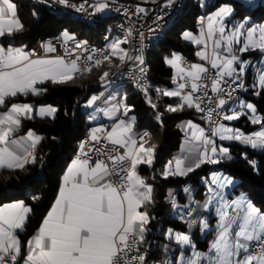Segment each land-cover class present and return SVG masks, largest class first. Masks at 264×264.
I'll return each mask as SVG.
<instances>
[{"label": "snow or ice", "instance_id": "1", "mask_svg": "<svg viewBox=\"0 0 264 264\" xmlns=\"http://www.w3.org/2000/svg\"><path fill=\"white\" fill-rule=\"evenodd\" d=\"M59 3L75 7L69 0H58ZM174 0H166L163 7H170ZM253 0H235V4H223L207 17L200 20L201 30L199 36L184 32V40L204 45V49L197 53L202 60L209 61L211 68L216 70L211 77L212 91L218 95L226 93L231 99L234 89L221 87L223 82L227 85L225 77L232 78L233 82L241 79L249 66L241 58L242 53L259 51L264 54V24L247 26L250 17L245 16L239 23L231 28L226 24V18L235 13L236 6L241 8L252 6ZM108 0L93 5L94 12H103L109 8ZM83 10V5L77 8ZM138 12L144 11L138 8ZM162 19V17H157ZM206 21V31L204 24ZM23 30V23L19 19L17 5L13 0H0V37L11 36ZM62 38L67 43L74 41L75 36L64 31ZM129 35L131 33L129 32ZM127 42L124 39L114 40L108 47L112 56H118L121 63L134 60L143 64V56H132L121 47ZM209 42L211 50L209 51ZM82 44L85 52L89 51L86 41ZM49 51L55 49L49 44ZM74 51V50H73ZM93 52L98 50L93 49ZM31 53L23 47L0 46V106H5L7 98L16 97L18 94L39 95L44 89L37 87L45 81L52 83H67L72 81L74 74L81 71H90V68L81 69L77 59L66 62L63 58L56 59H31ZM88 61H93L96 66L102 60H108V55L94 58L87 55ZM166 63L177 70V76L184 79L174 91H163V96L180 97L181 102L176 107L169 106L168 111L182 110L185 105L199 112L207 111V119L212 122L213 109L201 107L203 97L192 95L200 89L198 81L206 78L208 69L201 64H193L190 69L181 67L183 58L173 55ZM144 70L141 69V72ZM104 72L101 81L109 83ZM176 78L174 77V80ZM259 89H264V69H258L256 77ZM191 81V92L182 95ZM254 84L253 87H257ZM243 88V84H239ZM147 90L145 89V94ZM259 95V91L256 92ZM206 95V92H205ZM99 97L92 96L88 106H92ZM153 108L156 104L148 100ZM227 101L223 98L217 105L223 108ZM245 107L255 112L252 104ZM123 109L125 115L131 111V106L122 103H112L110 106L97 109L104 116L113 119ZM32 106L29 104L11 105L10 110L0 114V169L24 170L28 164H35L37 157L35 149L41 137L29 131L26 137L10 139L21 125V117L31 118ZM56 108L48 106L39 109V114L54 115ZM239 113L224 115V120L239 119ZM97 117L93 115L92 119ZM157 119L160 116L157 115ZM120 119L115 123L110 132L106 133V140L114 147L107 152V160L97 158L92 163V157L83 151L84 144L80 145L81 159L77 156L68 167L63 176V184L59 189L57 199L46 218L42 221L37 233L27 242L28 254L25 264H145L146 256L143 254L132 255L135 249L139 252L138 245L143 242L147 225L151 219L149 214L139 209L152 198V187L138 174L140 164L151 165L155 146L145 147L144 143L137 146L133 138V122ZM252 123H261V118L253 115ZM192 132L190 140L186 141L188 147L180 158L175 160V171H171V162L164 172L169 175H186L203 163L218 164L217 153L222 158H230L229 149L217 146L213 139L205 136L204 129L189 124ZM103 127L91 131V140L100 142L99 133H104ZM219 136L220 140H235L241 144L250 145L252 148L264 149V132H257L253 136H246L238 130L225 127L220 123L211 129V136ZM143 140V137H141ZM197 141L199 143H194ZM125 149L123 154H118L115 146ZM100 155L99 148L94 149ZM209 152L211 155H209ZM186 161L189 162L186 165ZM111 162V166L109 163ZM255 166L254 161H249ZM194 165V167L192 166ZM113 177H116L114 180ZM215 189H209L211 195L207 204L216 205L218 217L215 226V238L208 251L202 253L195 250L189 235L176 233L175 240L180 245L191 246L192 254L187 259L181 257L179 264H264V211L256 207L245 196L232 201L225 198L223 190L231 183L227 178L213 175ZM171 195V194H170ZM38 199V197H34ZM175 205V201H173ZM207 207V205H205ZM31 209L23 202L6 204L0 207V264H17L21 254V241L17 230L25 227L27 215ZM192 224H189V228ZM209 229L207 221H201L200 230ZM171 236V230H169Z\"/></svg>", "mask_w": 264, "mask_h": 264}, {"label": "trees", "instance_id": "2", "mask_svg": "<svg viewBox=\"0 0 264 264\" xmlns=\"http://www.w3.org/2000/svg\"><path fill=\"white\" fill-rule=\"evenodd\" d=\"M13 2L17 5L23 30L11 36L0 37L2 44L16 43L25 49L36 39L55 35L64 30L78 38L92 41L98 40L106 30L104 24L79 25V22L64 15L34 5L31 0H13ZM226 3L235 4V0H188V4L177 14L164 36L147 52L146 94L145 91H134L129 86L120 87L123 93L120 103L131 106L127 116L135 117L134 131L148 130L150 138L144 146H155L151 165L140 164L137 167L140 176L152 187L151 200L141 207L151 217L146 226L144 240L140 243V249L146 256L145 264H179L178 254L183 249L179 246L174 247V241L167 237L169 229L181 232L187 229L180 220L183 218L182 215L177 216L174 210L172 198L177 190H183V193L180 192L176 196V202L181 205H185L187 192H191L192 196L202 202L207 199L204 193L206 188L200 183V178L206 175L209 163L201 164L190 172L188 177L164 175V165L180 158L183 154L184 132L180 129L179 123L184 119L201 122L195 107L189 108L185 105L182 110L168 111L169 106L176 107L181 101L180 97L161 94L163 91L177 89L172 67L166 63V59L178 54L196 61L198 45L184 41L182 32L185 30L197 32L201 18ZM245 16L250 17L247 26L264 23V0H257L252 6L243 8L236 6L235 13L225 22L228 26L235 25ZM240 55L243 60L251 62L258 60L262 53L257 50ZM109 57L110 59L102 60L99 66L91 68L90 71L74 76L72 81L63 84L46 81L39 86L40 89H44L39 95L18 94L16 97L8 98L6 105L3 106L28 102L33 106L49 104L57 109L50 118L33 116L22 120L20 129L22 132L31 130L41 137L35 149L37 162L26 165L24 170L0 169V204L18 199L31 209L24 229L17 232L21 241V254L24 253L26 241L33 234L54 199L61 174L76 150L78 139L90 126L87 121L88 109L84 104L100 87L103 73L120 61L118 56L110 54ZM253 64L245 72L246 93L242 98L254 105L255 114L262 122L254 124L246 115H240L235 124L244 133H252L264 127V89L252 85ZM258 91L259 95L256 94ZM149 99L156 104L155 108L148 103ZM157 115L160 119H157ZM225 147L229 149L230 158H221L220 163L213 168L223 169L234 179L230 192L243 193L256 207L264 211V149L250 148L237 142L225 144ZM249 161H254L255 166ZM212 219L213 217L208 221ZM195 227L196 231L191 240L196 248L205 251L213 239L215 230L209 229L200 236L198 225ZM167 245H171L172 249H167Z\"/></svg>", "mask_w": 264, "mask_h": 264}, {"label": "built area", "instance_id": "3", "mask_svg": "<svg viewBox=\"0 0 264 264\" xmlns=\"http://www.w3.org/2000/svg\"><path fill=\"white\" fill-rule=\"evenodd\" d=\"M181 0H174L173 4L170 7H163L166 0H108L109 2V8L105 9L103 12H94L93 5L97 4L98 2H104V0H69V3L71 5H74L75 7H69L65 4H61L58 2V0H37V3L41 7H55L60 9H65L67 11H72L74 13H78L81 16H85L86 19H90L100 16L101 14L107 13V12H122L124 14V17L128 22L132 25V38H133V49H131V55H142L143 48L145 44H149V38L153 37L155 35L156 30L159 28V26L162 25L164 21H167L171 17V14L173 12H176L178 9V5L180 4ZM83 5V10L78 11L77 8ZM141 5L145 7H141ZM143 9L144 11L138 12L137 9ZM157 17H162V19H157ZM120 29L119 27H116V25H109L108 28L101 34L100 38L98 40H85L81 39L75 36L74 41H68L65 43V41L62 38V33H57L55 35H51L48 37H42L39 39H36L29 47L25 48L24 50L26 52L31 53L30 58L34 57H60L63 58L66 62H70L73 59H77V56H79V59L77 60L78 66L81 69L84 68H90V65H95L93 61H88L86 59L87 55H93L94 58H99L103 55L108 54L109 45L115 40L114 37V30ZM86 41L88 45L89 51L85 52L84 47L82 44H79L78 42ZM51 45L52 48H54V51H49L47 49V45ZM98 50L97 52H93L92 50ZM74 50V51H73ZM183 58V67L185 69H190L191 65H193V61L187 59L184 56H181ZM205 68H207L209 71L206 74V78H203L202 80L198 81L197 83L200 84V89L196 93H193L192 95L195 97H203V102L201 103V107L204 109L212 108L213 116H212V122H210L207 119V111L205 112H198L199 118H200V125L202 129H204L205 136L210 137L211 139L214 138V136H211V129L218 126V124L223 123L224 119L223 116L227 113V103L228 102H236L239 98H241L246 91L243 90V88L239 87V84H243V80H246L245 78H241L238 81L233 82L232 78L225 77V80L228 82L227 85H225L223 82L221 83V87H227L229 90L234 89L232 92V97L229 99L228 95L226 93L218 95L217 93L212 91V80L211 77L215 75V70L211 68V65L208 62H205L202 64ZM141 69L144 70L142 67V64H139V62L130 60V63L127 66L121 67L120 71L117 73H124L128 75L130 79H134L136 84L139 86L141 92L145 91L144 88V71L141 72ZM86 72V71H81ZM114 75V74H113ZM111 75V76H113ZM111 76H108L107 79ZM184 79H181V83H184ZM191 81H189L188 87H186L182 91V95L188 94L191 92L190 87ZM115 91H117V94H120L121 89L119 86H116ZM113 92H98L94 91L92 93V96H97L99 99L94 103V105L101 106L102 101L105 97L114 94ZM206 92V95H205ZM91 96V97H92ZM225 99L227 101L226 105L223 106V108L218 107L217 101L219 99ZM121 101V99H120ZM118 119H126V115L123 112V109L119 111ZM92 127L88 126V132L83 133V136L78 139L76 144V150L72 155L73 159H76L77 156H80L81 159L85 158L81 155V148L80 145L84 144L83 151L85 153H88L92 157V162H94L97 158L107 160V152L111 150L114 146L108 142L105 138L104 133H99L101 139L100 142L97 143L95 141L91 140V131ZM141 137L147 138L146 133L143 132H135L134 139L137 141V145H139L143 140ZM95 148H99L101 152L105 153L104 155H100L97 152L94 151ZM118 154H123L125 149L121 148L120 146H115ZM109 166H111V162H108ZM115 180L116 177H113ZM183 193L182 189H178L174 197L172 198V202L175 201L176 203V196L178 194ZM186 203H187V212L190 208H192L193 205H200L199 199L197 198L196 201H188L187 194H186ZM174 205V204H173ZM202 208L200 207V214H198V217L195 221H186V218L184 220H181L186 228H189V224H192V227H195L199 225L200 223V217L202 213ZM139 252H137L135 249H133L132 252L129 253L130 256L132 255H138L143 254L144 252L140 249V244L138 245ZM134 264H137V262H134Z\"/></svg>", "mask_w": 264, "mask_h": 264}, {"label": "crops", "instance_id": "4", "mask_svg": "<svg viewBox=\"0 0 264 264\" xmlns=\"http://www.w3.org/2000/svg\"><path fill=\"white\" fill-rule=\"evenodd\" d=\"M141 7L143 8V7H145V6H143V5H141ZM216 10V9H215ZM214 10V11H215ZM214 11H212V12H214ZM212 12H210V13H207L206 15H204L203 17H207L209 14H211ZM227 19V18H226ZM237 24V23H236ZM262 24H264V23H262ZM261 25V24H260ZM233 25H229L228 27L229 28H231ZM257 26V25H256ZM204 28H205V31H206V21H205V24H204ZM201 29V24L198 26V30L197 31H199ZM70 34H72V33H70ZM183 39V38H182ZM190 43H192V42H190ZM194 45H198V44H194ZM0 46H3V47H5V48H7V47H9V46H11V47H23L22 45H19V44H16V43H6V44H2V43H0ZM201 45H198V49H199V47H200ZM24 48V47H23ZM200 50V49H199ZM211 50V42H209V51ZM198 51V50H197ZM197 53V52H196ZM174 55V54H173ZM173 55H171L170 57H168V58H172V56ZM176 55H178V54H176ZM178 56H182V55H178ZM196 56H197V60L196 61H193V63L194 64H203V63H205V62H208L209 63V61H207V60H202L197 54H196ZM262 56H264V54H262ZM37 58H41V59H56V57H43V56H40V57H34V58H31V59H37ZM168 58L166 59V60H168ZM245 61H247L248 63L250 62V61H248V60H245ZM210 64V63H209ZM181 67H183V65L181 64ZM184 68V67H183ZM172 70H173V75H174V77L176 78V86L178 87V84H177V82H181V79L177 76V70L175 69V68H173L172 67ZM216 71V70H215ZM246 72V71H245ZM245 74V73H244ZM243 74V75H244ZM46 82V81H45ZM41 84H38L37 85V87L39 88V86H40ZM113 95L114 94H111V95H109V96H107V97H105L104 99H103V101H102V104H101V106H97V105H92V106H89V108L91 107V109L92 108H94V110H92L91 111V114H89V112H88V115H87V121L90 123V127H92L93 129L94 128H100V127H103L104 129H105V132H104V135L106 136V133L107 132H110L111 131V128H112V126L115 124V123H118V121L120 120V119H118V114H119V112L116 114V116L113 118V119H109L108 117H106V116H104L103 115V113L102 112H97V109H102V108H104V107H107V106H110V104H112V103H117L118 102V100L116 99V98H114L113 97ZM8 99V98H7ZM91 99V96L89 97V99L87 100V103H88V101ZM239 100V99H238ZM237 100V101H238ZM243 100H244V104H247V103H249V102H247L244 98H243ZM180 101H181V98H180ZM236 101V102H237ZM13 103H11V104H9V105H7L6 107H3V106H0V114H2V113H5V112H7L8 110H10V108H11V105H12ZM15 104H29V105H31L30 103H28V102H21V103H15ZM32 106V112L29 114L30 116H31V118L33 117V116H36V117H39V118H50V117H53V115H44V116H41L40 114H39V109L40 108H42V107H48V106H51V105H49V104H42V105H37V106H33V105H31ZM254 106V105H253ZM52 107V106H51ZM255 108V107H254ZM88 109V108H87ZM228 112V111H227ZM93 115H95L97 118L96 119H92V117H93ZM253 115H255V116H257L258 117V115L257 114H255V112H254V114ZM23 119H25V117H21V124H22V120ZM132 120V117H130V116H127L126 115V119H125V121L126 122H128V121H131ZM237 120V119H236ZM235 120V121H236ZM250 120V119H249ZM235 121H232V123L233 124H235ZM192 124V125H195V126H197L198 128H202L201 127V125H200V123H198V122H195V121H192V120H186V119H184V120H182L180 123H179V127H180V129L184 132V138H183V140H182V150H183V153H184V150L188 147V145L186 144V141L187 140H190L191 139V137H192V132L195 130V129H193V128H190L189 127V124ZM21 125H20V127H19V129L16 131V132H14L13 134H12V136L10 137V139H20V138H22V137H26L27 136V134H28V132L29 131H31V130H26V131H24V132H22L21 130ZM236 129L239 131V132H241L242 134H244V135H246V136H253L255 133H257V132H264V127H261V128H259L258 130H256V131H254V132H252V133H244L243 131H242V129L237 125L236 126ZM134 134H135V131H134V127H133V138H134ZM220 142V143H219ZM231 142H233V140H220V138H215V144H216V146H217V149H219L220 147H224L225 146V144H228V143H231ZM194 143H199V142H197V141H194ZM137 146H139V145H137ZM250 148H252L250 145H248ZM255 149H258V148H255ZM216 158L217 159H221L222 157H220L219 156V153H217V156H216ZM73 160H75V159H73V158H71L68 162H67V164H66V166L64 167V170H63V172H62V174H61V178H60V181H59V184H58V188H57V191H56V194H55V196H54V199L52 200V202H51V204H50V206L48 207V209L46 210V212H45V214L43 215V217H42V219L40 220V222H39V224L37 225V227L35 228V230H34V232H33V234L30 236V238L26 241V244H25V247H24V253L23 254H20V256L18 257V262H17V264H25V257L27 256V254H28V251H29V249H28V245H27V242L37 233V231H38V229L40 228V226H41V224H42V221L46 218V216H47V214H48V212L52 209V207L54 206V204H55V200L57 199V196H58V193H59V189H60V187L62 186V184H63V176L65 175V173H66V171H67V169H68V167L72 164V161ZM153 161V160H152ZM95 162V161H94ZM94 162H92V163H94ZM187 163V162H186ZM189 163V162H188ZM187 163V164H188ZM186 164V165H187ZM148 165V164H147ZM168 165H169V162H167L165 165H164V172L168 169ZM214 166L215 165H217V164H213ZM193 167H194V165H192ZM194 169H195V167H194ZM171 171H175V160L173 161V162H171ZM213 171V170H212ZM212 171H209V172H207L206 173V175L204 176V177H207V178H209L210 177V175H211V173H212ZM139 174V173H138ZM140 175V174H139ZM190 175V172H188L186 175H183L184 177H188ZM200 183L201 184H203L204 186H205V188H206V183L202 180V177L200 178ZM231 184L233 185L234 184V181H232L231 182ZM231 189V188H230ZM230 189H229V191H228V193L226 194L227 195V197H226V199L227 200H230V201H232V200H234V199H237V198H239V197H241V196H245V195H240L241 194V192H239V193H233L232 192V194H234V195H232L231 194V192H230ZM204 193L206 194V196H207V199L205 200V202H202L200 199H199V204H200V207L205 211V214L201 217V220L204 218V216H208L207 217V221L209 220V218H211V217H213V219L212 220H210V221H208V222H210V223H212L214 220H216V218H217V215L216 214H214L213 213V210H210L209 212L207 211V209H206V207H205V204L207 203V201H208V199H209V195H208V193L206 192V189H205V191H204ZM243 194V193H242ZM246 197V196H245ZM247 198V197H246ZM248 199V198H247ZM249 200V199H248ZM250 201V200H249ZM16 202H22L21 200H18V199H16V200H11V201H7V202H4V203H2V204H0V207H2V206H4V205H6V204H11V203H16ZM140 211H144V210H142L141 208L139 209ZM145 212V211H144ZM201 220H200V223H201ZM200 223H199V225H198V233H199V235L200 236H202L203 234H201V232H199V227H200ZM169 230H171V233H173L174 231H176V230H172V229H169ZM169 230H168V232H167V237H169V238H171L173 241H174V247H176V246H179L180 247V249H183V250H180V252H179V254H178V261L180 262V260H181V257H183V258H185V259H187L188 257H190L191 256V254H192V252H190V251H193V249L191 248V246H181L180 244H178L175 240H174V238H173V236L171 235H169ZM19 230H17V232H18ZM196 231V227H191V228H187L184 232L185 233H187L189 236H190V238H192V236H193V233ZM214 235H215V233H214ZM212 241V240H211ZM210 245H211V242H210V244H209V247H210ZM209 247H208V249H209ZM167 249H172V246L171 245H167V247H166ZM190 248H191V250H190ZM208 249L207 250H205V251H202V250H200V249H198V248H196L195 247V250L196 251H199V252H202V253H206L207 251H208ZM22 250V249H21ZM190 250V251H189ZM180 253H182V256H180Z\"/></svg>", "mask_w": 264, "mask_h": 264}, {"label": "bare ground", "instance_id": "5", "mask_svg": "<svg viewBox=\"0 0 264 264\" xmlns=\"http://www.w3.org/2000/svg\"><path fill=\"white\" fill-rule=\"evenodd\" d=\"M31 1L34 5H39L37 3V0H31ZM187 4H188V0H181L180 4L178 5V9L176 10V12H173L171 14V17L169 19H167V21H164L161 26H159V28L155 32V35L153 37L149 38V44H145L143 51H142V56H143V60H144L142 67L144 68V76H148L147 52H148L149 48L156 41L160 40L164 36L166 29L175 21L177 14ZM44 8L47 10H50L51 12H53L55 14L64 15V16L72 19V20H75V21L83 23V24H91V25L104 24L105 29H107L109 25H116V27H119L120 29L114 30L115 40L116 39H124L125 37H127V42L122 44L121 47L123 49H125L129 55H131V49H133L132 25L130 22H128L126 20V18L124 17V14L122 12H107V13L101 14L100 16L91 18V20H90V19H86L85 16H81L78 13H74L72 11H67L65 9H60V8H55V7H44ZM129 32L131 33V35H129ZM60 33H63V32H60ZM110 54H111V50L109 48L107 55L109 56ZM99 58H102V56ZM129 63H130V60H127V58H126L124 63H121L119 61V63L115 67L108 70L107 72L109 73V76H111L113 74L114 75L109 77L108 79L106 78V80L109 81V83H105L102 81L100 87L96 91H98V92H113V91H115L116 86H119L122 88H123V86L124 87L129 86L132 90L140 92L141 90H140L139 86L136 84V82L134 81V79H130L128 77V75H126L124 73H117L118 71H120L121 67L127 66ZM95 66L96 65H90V69L95 67ZM81 73H84V72H77L74 74V76H78ZM102 86H105V87L102 88ZM147 87H148V77H145L144 88L146 89ZM243 90L244 91L246 90L245 80H243ZM121 97H123L122 92H120V94L117 95V100L119 103H120ZM232 103L233 102L227 103V110L229 109V107L231 106ZM87 132H88V128H86L83 133H87ZM138 132H143V133H146V135H147V138H144L143 142H141V143H144L147 140H149L150 133L147 130H141ZM82 136H83V134H82ZM181 210L183 212L182 217L186 218V221H193L192 218L195 215V210H196L195 205H193L192 208H190L187 212V204H185Z\"/></svg>", "mask_w": 264, "mask_h": 264}, {"label": "rangeland", "instance_id": "6", "mask_svg": "<svg viewBox=\"0 0 264 264\" xmlns=\"http://www.w3.org/2000/svg\"><path fill=\"white\" fill-rule=\"evenodd\" d=\"M257 0H253V4L256 2ZM79 25H83V23H80L79 22ZM201 30V29H200ZM200 30L199 31H197V32H193V31H190V30H185V31H183L182 32V34L184 33V32H190L192 35H195V36H199V34H200ZM64 31H66V30H64ZM183 38V37H182ZM184 40V39H183ZM184 41H186V42H192V41H189V40H184ZM193 43V42H192ZM193 44H195V43H193ZM200 49V50H199ZM199 49H198V51H197V53L198 52H200V51H202L203 49H204V45H201L200 47H199ZM196 53V54H197ZM174 55H176V54H174ZM173 57V56H172ZM168 59H171V58H168ZM254 63V64H253ZM118 64V63H117ZM249 64V66L246 68V70L253 64V66H252V77H253V83H252V85H254V84H257V80H256V77H257V75H258V69H264V56H260V58L258 59V60H256V61H251V62H249L248 63ZM116 66V65H115ZM114 66V67H115ZM113 68V67H112ZM111 68V69H112ZM245 70V71H246ZM242 78H245V74L242 76ZM179 83H181V82H177V84H179ZM105 86H102V88H104ZM257 87H258V84H257ZM116 94V95H115ZM117 91H115V93H114V95H113V97L114 98H116L117 99ZM91 96H92V94H91ZM121 99H122V97H121ZM237 101V100H236ZM247 104H252V103H247ZM245 105L246 104H244V100H243V98L241 97V98H239V100L237 101V102H233L232 104H231V106L229 107V109L227 110L228 112L225 114V115H232L234 112L235 113H239L240 115H242V114H244V115H246L247 117H248V119H250L251 120V117L253 116V112H252V110L251 109H248L247 107H245ZM253 105V104H252ZM84 107H87L88 108V112H89V114H91V111L92 110H94V108H92L91 109V107L89 108V106H88V103L86 102L85 104H84ZM232 121H235V120H231V121H229V120H224V122L222 123V124H224L225 125V127H227V128H230V129H233L234 131L235 130H237L236 129V124H233L232 123ZM148 131V130H147ZM149 132V131H148ZM215 138H219V136L217 135V136H214V138H213V140H214V142H215ZM148 141V140H147ZM146 141V142H147ZM146 142H144V143H146ZM233 142H237V143H240L239 141H235V140H233ZM220 143V142H219ZM225 147V146H224ZM209 155H211V153L209 152ZM209 169H208V171L207 172H209V171H212V173H211V175H210V177L209 178H207V177H204V176H202V180L206 183V192L208 193V195H209V197H210V195H211V193H210V191H209V189L211 188V189H215L216 188V185L213 183V175H215V176H217V177H222V178H227L228 180H230L231 182L232 181H234V179L232 178V177H230L223 169H221V168H213L214 167V165L213 164H210L209 163ZM232 187V184L230 183L224 190H223V192H224V195H225V198L227 197V193H228V191H229V189ZM183 191V190H182ZM192 193L191 192H187V199H188V201H196L197 200V198L195 197V196H192L191 195ZM231 194H232V192H231ZM232 195H234V194H232ZM240 195H244V194H240ZM185 199H186V196H185ZM209 200V199H208ZM177 201V200H176ZM229 202H230V200H228ZM208 202V201H207ZM185 204H187L186 203V200H185ZM205 205H207V207H206V209H207V211L209 212L210 210H213V213L214 214H216V205H215V203H213V204H205ZM174 206V210H175V213L177 214V216L178 215H182V207L184 206L183 204L181 205L180 203H175V205H173ZM195 215L193 216V221H195L196 219H197V217H198V214H200V205H195ZM203 213H204V210H202V213H201V217H202V215H203ZM201 217H200V220H201ZM207 217L208 216H204V218L201 220V221H207ZM180 220H184V218H180ZM217 221H218V217L216 218V220H214L212 223H210V222H208L209 223V229H215V226H216V224H217ZM208 229V230H209ZM199 232H201V230H200V227H199ZM176 233H183V234H186V235H188L187 233H185V232H181V231H174L173 233H172V236H173V238H174V240H175V234ZM205 232H201V234H204ZM215 235H216V233H215ZM215 235L213 236V239H212V241L214 240V238H215ZM176 241V240H175ZM212 241H211V243H212ZM181 246H185V245H181ZM190 250H191V248H190ZM189 250V251H190ZM190 252H192V251H190ZM180 256H182V253H180Z\"/></svg>", "mask_w": 264, "mask_h": 264}]
</instances>
